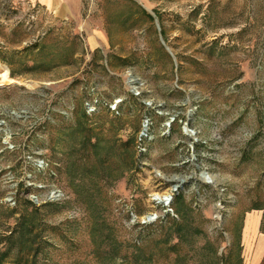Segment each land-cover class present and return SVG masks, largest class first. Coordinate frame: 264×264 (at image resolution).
Returning <instances> with one entry per match:
<instances>
[{"label": "rangeland", "instance_id": "1", "mask_svg": "<svg viewBox=\"0 0 264 264\" xmlns=\"http://www.w3.org/2000/svg\"><path fill=\"white\" fill-rule=\"evenodd\" d=\"M70 5L0 0V252L11 209L38 207L37 264H127L131 245L144 264L244 262L246 218L264 210V0ZM180 193L201 231L173 252L155 245L177 241Z\"/></svg>", "mask_w": 264, "mask_h": 264}, {"label": "trees", "instance_id": "2", "mask_svg": "<svg viewBox=\"0 0 264 264\" xmlns=\"http://www.w3.org/2000/svg\"><path fill=\"white\" fill-rule=\"evenodd\" d=\"M12 76H14L12 74ZM97 144H94V147H96ZM102 157L96 155L95 161L88 158L86 160V165H91L94 170H96L95 173V179L94 181L101 184L105 178L108 180L110 179V176L106 175L104 171L100 168L98 169L99 162H101ZM86 175L81 176V181L84 182ZM83 194L82 192H80ZM79 194V195H81ZM31 204H33L31 201H29ZM53 203V202H52ZM175 205H176V212L180 215V221L174 219L173 223L171 225H175V230L177 232V241L170 243L169 240H157L156 245L158 246L162 244L163 246H168L169 251L173 252H180V247L182 245L193 247L195 244L194 239V233L192 230H198L201 231V229L196 225L194 226V221H191L189 216V208L185 204L184 195L180 193L175 197ZM34 210H38V207H36ZM32 210L31 212L28 211H18L17 208H13L10 211L11 216H15L19 214L17 217L15 225L8 230V234L4 236V240L6 241V249L0 252V264L3 263V260L6 257H9L11 254L15 256L12 264H37L38 256L44 252V248L39 241L38 237L39 234L42 232L43 228L41 229L39 227V224L35 222V211ZM98 221H95V225ZM39 232V233H36ZM1 242V239H0ZM115 246H117V251H120L119 248L121 247L120 242H115ZM135 247V251L133 253V258L130 260L126 255L123 257V262H126L127 264H144L145 261H153V254L150 255L147 251H144L143 246L139 245H131ZM164 249V248H163ZM180 257L182 254H178ZM216 263L220 264H228V261H230V257H226V255H223L222 257L216 256ZM237 264H244L243 258L238 254L237 258Z\"/></svg>", "mask_w": 264, "mask_h": 264}, {"label": "crops", "instance_id": "3", "mask_svg": "<svg viewBox=\"0 0 264 264\" xmlns=\"http://www.w3.org/2000/svg\"><path fill=\"white\" fill-rule=\"evenodd\" d=\"M49 10L67 13L71 0H37ZM245 264H264V210L255 209L246 218L243 228Z\"/></svg>", "mask_w": 264, "mask_h": 264}, {"label": "bare ground", "instance_id": "4", "mask_svg": "<svg viewBox=\"0 0 264 264\" xmlns=\"http://www.w3.org/2000/svg\"><path fill=\"white\" fill-rule=\"evenodd\" d=\"M139 80V78L137 77V76H134V75H132V76H130V78H129V82H130V84L132 85V87L134 88V89H137V88H139L137 85H136V82ZM186 132H187V134H189V135H191V136H193L194 138H196V136H197V132L195 131V130H193V129H186ZM203 178L205 179V180H213L214 178H213V176L212 175H210L209 173H205V175L203 176ZM155 200H162V202H159V203H162V204H166V205H169L171 202H172V199L171 200H169V201H167L168 199H169V196H170V193H164V194H160V193H156L155 195ZM173 198V197H172ZM151 217H153V215L151 216Z\"/></svg>", "mask_w": 264, "mask_h": 264}, {"label": "water", "instance_id": "5", "mask_svg": "<svg viewBox=\"0 0 264 264\" xmlns=\"http://www.w3.org/2000/svg\"><path fill=\"white\" fill-rule=\"evenodd\" d=\"M157 26L159 27V24H157ZM159 28H160V27H159ZM162 42H163V44L166 46V48H167V50L170 52V54H172V55L174 56L173 52H172L171 49L166 45V43H165V41L163 40V38H162ZM145 129H146V127H145ZM205 173L207 174L208 172H207V171H203V172L201 173V177H202V178H203V176L205 175ZM212 181H213V180H208V182H212ZM179 187H180V185L176 184V185L174 186V190L177 191ZM172 197H173V195L170 194L169 199H168L167 201L171 200ZM158 202H162V200H158ZM148 219L151 220L152 218L148 217Z\"/></svg>", "mask_w": 264, "mask_h": 264}, {"label": "built area", "instance_id": "6", "mask_svg": "<svg viewBox=\"0 0 264 264\" xmlns=\"http://www.w3.org/2000/svg\"><path fill=\"white\" fill-rule=\"evenodd\" d=\"M90 105V104H89ZM88 109H93V107H87ZM148 128V127H147ZM147 128L145 129V130H147ZM146 136V133L145 132H143V134H142V136H141V138H140V141H142L143 140V137H145ZM140 144V143H139ZM140 150L141 151H143V150H145L144 149V146H143V144H142V142H141V146H140ZM150 218H152L151 220H154L155 219V217L153 216V217H150ZM150 220V221H151Z\"/></svg>", "mask_w": 264, "mask_h": 264}]
</instances>
